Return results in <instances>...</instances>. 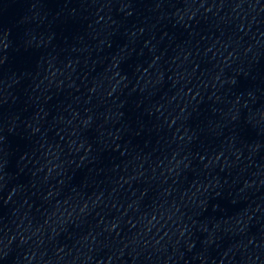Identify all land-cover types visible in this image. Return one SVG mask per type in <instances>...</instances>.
<instances>
[{
    "label": "water",
    "instance_id": "95a60500",
    "mask_svg": "<svg viewBox=\"0 0 264 264\" xmlns=\"http://www.w3.org/2000/svg\"><path fill=\"white\" fill-rule=\"evenodd\" d=\"M0 264H264V0H0Z\"/></svg>",
    "mask_w": 264,
    "mask_h": 264
}]
</instances>
